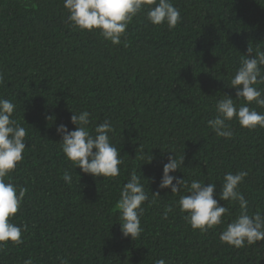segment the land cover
<instances>
[{
  "label": "trees",
  "instance_id": "obj_1",
  "mask_svg": "<svg viewBox=\"0 0 264 264\" xmlns=\"http://www.w3.org/2000/svg\"><path fill=\"white\" fill-rule=\"evenodd\" d=\"M172 3L182 17L174 29L151 24L142 11L114 45L98 30L72 27L64 0H0V98L16 105L13 118L28 131L24 158L11 173L27 189L12 220L27 231L23 244L0 249V264H264V241L239 249L220 241L239 205L218 195L225 173L247 171L240 191L249 214H264V128L233 120L234 136L226 139L207 124L224 95L237 108L245 103L230 80L248 47L253 55L264 51V0ZM249 107L264 113L254 102ZM82 110L91 114L90 131L106 119L115 128L119 176L84 174L62 152L57 126L75 130L70 117ZM168 150L185 157L171 175L216 183L214 198L230 213L222 225L193 230L177 203L186 190L158 187ZM65 169L71 185L62 179ZM133 171L149 196L136 240L122 235L116 206ZM167 205L173 211L163 219Z\"/></svg>",
  "mask_w": 264,
  "mask_h": 264
},
{
  "label": "clouds",
  "instance_id": "obj_2",
  "mask_svg": "<svg viewBox=\"0 0 264 264\" xmlns=\"http://www.w3.org/2000/svg\"><path fill=\"white\" fill-rule=\"evenodd\" d=\"M64 8L68 10L67 17L71 26L81 31L98 30L99 34L114 45L122 43L121 38L133 18L145 11L147 20L153 25L166 24L169 30L174 29L182 20L180 10L174 6L172 0H64ZM125 46H127L125 42ZM247 58H241L240 67L230 80V86L235 88V98L243 99L244 104L237 108L234 99L229 95L219 99L215 105L217 115L207 121L208 126L217 137L231 139L234 132L231 121H238L242 128L255 130L264 128V113L250 109L249 105L264 108V89L256 85L264 83V51L248 47ZM4 82V75L0 72V84ZM16 105L9 99L0 98V249L8 242L14 245L24 243L22 233L27 231V225H17L12 218L21 207L27 189L15 185L11 181L17 165L23 160L26 148L25 138L28 131L21 126L13 114ZM90 113L87 110L73 112L70 122L76 125L75 130H69L61 123L57 126V133L62 136L61 149L66 158L76 169L79 167L84 174L94 178H115L120 175V165L123 159L119 149L112 143L111 134L115 128L109 120L99 123L90 131ZM95 149V151H94ZM168 156V162L163 166V173L158 187L171 188V193L180 194L182 189L187 194L179 195L178 207L185 213L184 219L193 230L206 233L209 229L224 223V217L230 215L229 209L221 205L216 194V183L193 179L190 182L170 173H174L184 164V155ZM153 156L147 157L151 162ZM248 176L247 171L235 174H224L219 192V200L234 202L239 205V214L220 234V241L237 249L257 245L264 241V214L256 211L249 214V202L240 191V185ZM62 179L68 185L73 183L72 174L65 169ZM154 179V178H153ZM175 180V183L173 181ZM160 196L159 192L152 193ZM149 201L148 192L141 182V177L133 171L130 178L122 186L117 201L121 232L124 237L129 235L133 240L140 237L144 231L141 218L144 216V203ZM173 211L172 205H167L163 212V219ZM60 264H69L67 258H58ZM24 264H32L28 259ZM155 264H166L160 259Z\"/></svg>",
  "mask_w": 264,
  "mask_h": 264
}]
</instances>
